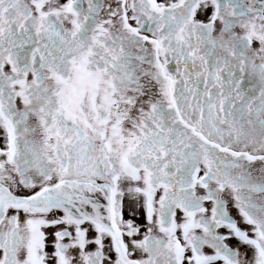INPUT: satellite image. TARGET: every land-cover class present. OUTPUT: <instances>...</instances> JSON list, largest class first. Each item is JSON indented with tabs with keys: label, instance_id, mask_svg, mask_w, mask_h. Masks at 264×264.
<instances>
[{
	"label": "snow or ice",
	"instance_id": "obj_1",
	"mask_svg": "<svg viewBox=\"0 0 264 264\" xmlns=\"http://www.w3.org/2000/svg\"><path fill=\"white\" fill-rule=\"evenodd\" d=\"M0 133V264H264V0H0Z\"/></svg>",
	"mask_w": 264,
	"mask_h": 264
},
{
	"label": "rangeland",
	"instance_id": "obj_2",
	"mask_svg": "<svg viewBox=\"0 0 264 264\" xmlns=\"http://www.w3.org/2000/svg\"><path fill=\"white\" fill-rule=\"evenodd\" d=\"M108 2H109V0H105V3H108ZM201 18H203V17H201ZM0 136H2V133H0ZM3 146H4V141L2 139H0V147H3ZM123 213H124L125 219H133V220H135L136 223L141 224V225L146 223L144 209L140 206L139 198L130 196L129 194H127V192L125 193V196L123 198ZM232 215L234 217H237V219H239V217L237 216L234 209L232 210ZM241 226L247 227L246 225H243L242 222H241ZM53 230L56 231L57 229L56 228L44 229V231L46 232V235L48 237V239H47V244H48L47 251H49V252L52 251L51 245H52V242L54 239L53 233L55 232V231L53 232ZM229 243L233 247H236L238 245V241L235 239L229 241Z\"/></svg>",
	"mask_w": 264,
	"mask_h": 264
},
{
	"label": "flooded vegetation",
	"instance_id": "obj_3",
	"mask_svg": "<svg viewBox=\"0 0 264 264\" xmlns=\"http://www.w3.org/2000/svg\"><path fill=\"white\" fill-rule=\"evenodd\" d=\"M60 214H62V213H57L56 215H60ZM55 230H53V232H54Z\"/></svg>",
	"mask_w": 264,
	"mask_h": 264
}]
</instances>
